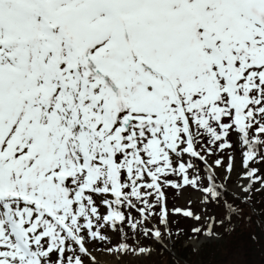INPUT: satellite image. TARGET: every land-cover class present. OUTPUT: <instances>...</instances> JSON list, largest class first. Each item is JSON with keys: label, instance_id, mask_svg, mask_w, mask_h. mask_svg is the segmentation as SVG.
<instances>
[{"label": "snow or ice", "instance_id": "6c2138e0", "mask_svg": "<svg viewBox=\"0 0 264 264\" xmlns=\"http://www.w3.org/2000/svg\"><path fill=\"white\" fill-rule=\"evenodd\" d=\"M181 237L264 264V0H0V264Z\"/></svg>", "mask_w": 264, "mask_h": 264}, {"label": "rangeland", "instance_id": "374dc122", "mask_svg": "<svg viewBox=\"0 0 264 264\" xmlns=\"http://www.w3.org/2000/svg\"><path fill=\"white\" fill-rule=\"evenodd\" d=\"M227 243L229 242H226V244ZM221 254L223 257L220 260H218L216 257H213L212 261L210 259H206L204 262H201V264H231L233 256L228 255V248H226L225 245L221 247ZM156 258H159V256L155 257L154 260ZM198 260L200 261L201 259L199 258Z\"/></svg>", "mask_w": 264, "mask_h": 264}]
</instances>
